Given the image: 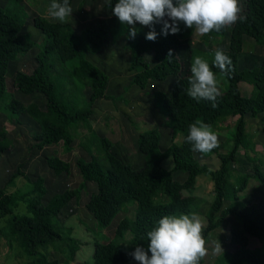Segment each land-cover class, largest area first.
I'll use <instances>...</instances> for the list:
<instances>
[{
    "label": "trees",
    "instance_id": "16d2710c",
    "mask_svg": "<svg viewBox=\"0 0 264 264\" xmlns=\"http://www.w3.org/2000/svg\"><path fill=\"white\" fill-rule=\"evenodd\" d=\"M116 2L117 0H107L112 17L115 16L112 15L109 4L114 7ZM21 3L22 0H10L8 7L0 8V101L9 98L4 106L0 102V112L29 116L39 128V133L34 136L37 145L63 138V150L70 152L74 139L78 136L77 121L89 117L94 104L105 96L108 76L84 59H79L76 66L69 69H66V64L78 58L79 51L92 56L99 54L105 42L121 32L110 28L107 20L101 18L96 26L86 27L79 35L73 37L71 25L35 16L32 19L33 26L45 36V41L34 58L35 66L31 73L18 71L15 76L24 95L40 94L44 98V104L42 107L37 103L25 106L8 92L6 86L9 65L35 47L31 38L22 33L25 21ZM69 4L71 6L72 0H69ZM240 16L243 19H238L229 31L228 49L224 53L232 61V71L229 76L224 77L227 88L217 98L216 108H213L209 101L197 102L186 94L191 73L181 76V63L173 57L169 62L167 58L169 50L173 47L188 44L195 26L190 29L180 24L178 34L165 36L161 34L162 24H155L154 31L161 34V38L155 41L146 40L143 28H137V35L129 42L132 58L129 69L137 71L131 84L145 90L150 82H164L168 77L174 78L170 92L155 91L152 94L156 108L167 118L166 126L171 132L172 144L163 153L149 158L142 166L133 168L111 152L112 143L108 139L99 137L95 132L89 133V143L98 146L107 167L103 169L99 161L92 156L89 161L77 159L76 171L82 179L79 190L85 189L87 183H94L96 186V192L90 195L85 208L93 217L97 229L103 231L120 212H126L128 206H136L133 217L125 216L118 222L113 240L104 244L95 243L91 264L133 262L134 259L129 253L137 246H147L146 233L152 230L159 219L164 216L192 214L199 205L195 197L177 195L173 199V174L177 172L186 173L192 178L206 175L213 183L214 198L205 215L207 226L202 234L205 241L211 232L227 219L236 223L230 227L229 245L232 250L220 254L214 264H264L262 249L249 247L250 238L264 246V195L250 204L241 201V193L246 190L250 180L256 181L264 191V166L257 158L249 157V152L255 151L245 129L247 115L254 119L260 118L264 137V59L259 66L248 71L240 70L238 66L245 38L264 46V0H245L244 12ZM226 33V27L220 32L213 30L202 35L201 40L204 44L212 40L219 41ZM149 51L155 60L153 65L144 57ZM192 51L190 50V57L193 58ZM196 53L206 59L214 74H220V70L213 63L214 55L198 51ZM56 63L63 66L60 67L63 73L57 72ZM244 82L253 88L249 97L244 96L240 90V84ZM82 88L90 89L87 105L80 109L79 114L68 115L61 106L62 98L73 99L75 91ZM82 98L83 96L80 100ZM229 117H236L232 150L222 154L215 148L211 152L201 153L205 156L214 155L219 160L218 168L211 170L200 164L196 156L200 152L192 151L191 145L185 143L189 125L199 120L210 125L211 129H216ZM145 135L151 136L154 142H159L160 134L156 129L147 131ZM178 136H181V141L175 143ZM11 148L12 144L6 132L1 130L0 160ZM239 150H244L252 161L251 174L234 176L228 167L235 162ZM169 158L172 167L168 170L163 166V162ZM44 162L55 176L68 171L67 166L56 156L45 157ZM15 174V177L23 176L31 183L29 194L33 198L16 197L7 192L6 186L0 187V218L10 216L2 233L10 241H17L22 252L32 259L27 264H59L57 260H50L41 250L62 242L53 220L63 212L68 200L57 195L47 198V188L42 176L31 180L20 171ZM178 191L180 192V189ZM21 201L25 203L27 214L17 216L13 210ZM128 233L131 235L129 246L123 247L121 243L126 242ZM70 242L73 246L70 247L69 255L61 251L66 254L68 262L75 260V253L78 251L77 243L72 240ZM200 264H205L204 258Z\"/></svg>",
    "mask_w": 264,
    "mask_h": 264
},
{
    "label": "rangeland",
    "instance_id": "374dc122",
    "mask_svg": "<svg viewBox=\"0 0 264 264\" xmlns=\"http://www.w3.org/2000/svg\"><path fill=\"white\" fill-rule=\"evenodd\" d=\"M244 1L245 0H238L241 9L239 15L244 12ZM51 2L52 0H22V3L20 4V6L23 7V17L25 21L22 31L31 38L35 47L29 53L19 57L18 60L10 64L11 66L9 65L6 75V86L8 92L25 105L26 100L23 97L26 95L21 92L20 82L16 79L15 74L17 71L31 73L34 68L35 63L33 57L43 47L45 36L33 26L32 19L35 16H43L44 13L47 15L48 7ZM9 3L10 0H0V8L8 7ZM108 13H110V11L108 10V3L106 0H98L96 3L77 0L71 16L66 18V20H69L74 29L73 37H76L81 30L91 26L94 22H97L98 18L101 19V17H104L105 19ZM110 20L112 19L110 18ZM49 21L54 22L55 20L50 19ZM135 27L136 29L142 27L145 34L150 30L149 27H143L139 24H136ZM230 27L231 26H227V30L230 31ZM116 31H120L121 33L116 35L115 38H117L118 41H115V43L117 42L115 45L116 47L119 46L118 48L120 51L125 53L122 54L121 63L118 64V66L112 63L113 59L110 57V51L108 49H105L103 52V58H106L104 62L99 61L98 58L91 59V57L87 56L88 54H83L79 51L78 58L74 61L68 62L66 64L67 66L65 65L66 69H69L71 66H76L79 59H84L86 62L89 61L95 64L101 63V67L109 71L113 84V87L111 88L113 89L111 90L112 96L103 99L101 106H97V108L91 111V120L81 119L77 121L78 136L74 139L73 153L67 154L68 152L62 150L63 138H59L43 145H37L34 135L39 132V129L37 124L29 116H12L4 113L5 116L4 114H0V131L3 130L6 132V135L12 144L11 150L4 153L0 160V187L6 186L7 192L13 193L16 197L24 196L28 199L33 198V196L29 194V191L32 189L31 183L26 181L23 176H14L17 171H20V173L24 174L31 180H34L38 176H42L47 188V198L57 195L64 196L68 200L66 208L55 220H53L54 223H56V230L62 237V242L56 246H50L53 250L56 249L54 251H57L58 256L53 255L51 257L52 259H49L57 260L59 264L70 263L66 258V254L69 255L71 251L70 247L73 246L70 240L73 242L75 241L78 245V251L75 253L74 257L76 261L81 264H91L93 262L95 243L99 242L104 244L113 240L118 222L125 216L129 218L133 217L136 210L135 205H133L134 208L133 206H128L126 212H120L108 228L101 232L97 229L93 217L85 208L90 195L94 193L96 188L93 184H89L85 189L79 190L80 180L77 178L78 174L76 171L73 172L74 166L68 165L67 163L71 162V164H73L78 158L89 161L90 158L94 156L103 169L107 167L106 160L101 150L98 149L97 145L90 144L88 141L90 131L96 129L101 137L107 136V138L115 145L113 152L118 157L124 159V163H131L133 168L142 166L149 158L152 159L153 156L158 155L162 148H166V144L169 146L172 144L171 132L166 126L167 118L154 106L152 94L156 90H163L165 92L169 91V81H173V77H168L164 82L166 84L162 85L159 82H150L145 90H140V88L134 87L131 84V81L135 74H137V71L129 69L132 63L131 55L128 56L130 51L129 42L132 39L129 37L130 28L129 26L121 24ZM200 36L202 35L198 34L197 31H194L193 35L188 39V44L180 45L175 49H171L172 57L181 63V76L189 75L191 73L190 67L192 60H194L195 57L202 58L199 53H196V51H200L195 48V43L200 39ZM227 38L225 37V39ZM108 45L109 44H106V47ZM218 47L209 46L205 51H211L210 53L214 55L215 50ZM190 50H193V58L190 57ZM111 55L115 56L113 52H111ZM128 57H130V59ZM144 57L150 64L155 62L151 51L145 53ZM202 59L206 61V59ZM263 59L264 46L258 45L253 40L247 38L244 45V54H242L239 59V69L244 71L251 70L252 68L259 66ZM93 66L99 68L97 65ZM60 67L62 68L63 66L56 63L55 68L57 72L63 73ZM216 75L219 78V74ZM219 87L221 92L226 90L227 83L224 78L220 80ZM87 89L82 88L76 90L73 99L63 97L64 102L61 103V106L68 115L79 114L80 109L82 110L85 108L89 98V95H86L89 93ZM240 90L244 96L249 97L253 88L248 83L244 82L240 84ZM81 96H83V98L80 100ZM42 98L43 97L39 94L37 102H39L40 106L43 104ZM8 100V97L3 98L0 101L2 102L1 105L4 106ZM144 107H146V109H144ZM235 121L236 117H229L219 128L211 129L218 136L219 153L226 154L232 150V135L234 133ZM245 121V129L254 144L255 151L253 153L249 152V157L257 158L264 166V137L261 131L260 118L254 119L247 115ZM153 129H156L160 134L158 143L154 142L151 136L145 135L148 130ZM139 133L140 135L139 138H137L136 143L135 139ZM91 139L93 140V136ZM180 141L181 136H178L174 142L179 143ZM54 154H61L62 158L67 163V165H64L69 167L68 171L66 170L62 173V177H60L61 184L58 182L56 183L57 190L54 186V177L58 176H55L44 162L45 157ZM196 156L199 159L200 164L205 165L211 170L217 169L220 164L219 160L214 155L205 156L198 153ZM167 162L169 165L166 164ZM171 163L170 158L163 162L166 169L170 168ZM70 167L73 168L71 174L69 173ZM228 167L231 169L234 176L238 174H251L253 163L246 156L244 150H239L236 154L235 162L229 164ZM178 175L183 176L184 179L178 177L174 178V180H176L173 199H175L177 195L192 196L199 199V207L197 206V210H193H196V213L192 211V214H196L201 218L204 224V232L207 226L205 216L207 208L214 198L212 183L208 176L205 177L206 175L195 176L192 178V176L190 177V175L186 173L177 172L173 176L175 177ZM178 189H180V192ZM263 195L264 191L260 185L256 181L250 180L246 190L241 193V201L245 204H250L256 202L263 197ZM47 198H45V201ZM226 206L227 203H225L224 207ZM13 212L17 216L27 214L25 203L23 201L18 202V205L14 208ZM9 218L10 216L0 218V235L3 238L5 236L2 232L6 229ZM235 224L236 223L232 219H227L219 228L212 231L207 237L205 247L208 254L204 257L205 264H214L216 262V257L220 255L214 254L216 241L220 244L222 252L232 250V247L229 245L230 227ZM130 238L131 235L128 233L125 238L126 242L121 243V245L123 247H128ZM15 243L16 244L11 246L12 248L10 249V252H12V255L14 256V260L17 259L19 263L26 261L24 264H27V261L32 259L22 252L17 242ZM249 247L252 249L260 248L264 253L263 244L253 238H250ZM1 248H5V246H1L0 243V249ZM47 249L48 248L42 249L41 251L48 256ZM50 251H52V249H50ZM61 251L66 252V254L61 253ZM0 257L3 256L0 255ZM126 264H138V262L134 260L133 262Z\"/></svg>",
    "mask_w": 264,
    "mask_h": 264
},
{
    "label": "clouds",
    "instance_id": "9594fccd",
    "mask_svg": "<svg viewBox=\"0 0 264 264\" xmlns=\"http://www.w3.org/2000/svg\"><path fill=\"white\" fill-rule=\"evenodd\" d=\"M109 7L122 25L129 26L130 38L137 35L136 24L152 29L145 36L148 41L156 39L155 24H162L161 34L165 36L178 34L180 24L190 29L195 26L198 34L206 35L213 30L220 32L243 19L239 15L238 0H117L114 7L111 4ZM72 12L69 0H52L47 15L63 22ZM167 58L171 62V50ZM213 63L220 70L219 78L205 60L194 58L186 94L197 102L209 101L216 108L217 98L221 95L220 80L230 75L232 61L222 49L217 48ZM185 143L191 145L192 151L200 153L219 147L217 134L210 125L199 120L189 125ZM203 229L204 224L196 214L164 216L146 233L147 246H137L129 255L138 264H200L208 254ZM214 254H222L218 241L215 242Z\"/></svg>",
    "mask_w": 264,
    "mask_h": 264
},
{
    "label": "crops",
    "instance_id": "0c3cea01",
    "mask_svg": "<svg viewBox=\"0 0 264 264\" xmlns=\"http://www.w3.org/2000/svg\"><path fill=\"white\" fill-rule=\"evenodd\" d=\"M77 0H73L72 1V4H71V7H72V10L74 9V6H75V2H76ZM85 1H87V0H85ZM98 0H96V1H91L92 3H96ZM107 1V0H106ZM74 2V3H73ZM90 2V1H89ZM41 17H44V18H46L47 20H50V19H52V18H50L48 15H46L45 13L43 14V16H41ZM101 18H104V17H101ZM110 18L112 19V20H110ZM99 19L100 18H98V20H97V22L99 21ZM106 20H107V22H108V25H109V27L110 28H115V29H118L120 26H121V23L117 20V18L116 17H112L111 15H110V13H108V15L106 16V18H105ZM54 22H59V23H64V24H69V25H71L70 24V22H69V20H65V21H63V22H61V21H58V20H55ZM97 22H94V24H92L90 27H94V26H96V24H97ZM115 23H116V25H115ZM117 26H118V28H117ZM233 25H231V27H232ZM72 27V26H71ZM230 27V28H231ZM73 28V27H72ZM150 29V28H149ZM74 30V29H73ZM150 30H152V29H150ZM149 30V31H150ZM194 31H196V29L194 30ZM156 32V31H155ZM226 35L221 39V40H219V41H209L208 43H206V44H204L203 42H202V40H201V36L199 37L200 39L199 40H197V42L195 43V48L197 49V50H199L200 52H203V53H210L211 51H205V49L207 48V47H209V46H221V47H218L219 49H222L223 51H226L227 49H228V42H229V30H227V26H226ZM22 33L23 34H25L23 31H22ZM80 33V32H79ZM143 33H144V35H146L145 34V32H144V29H143ZM157 33V32H156ZM194 33V32H193ZM79 35V34H78ZM193 35V34H192ZM225 37L227 38V39H225ZM161 38V34H159V33H157V36H156V39H160ZM225 39V40H224ZM224 40V41H223ZM115 41H118V39L117 38H115V37H110L106 42H105V44H104V47L102 48V50H101V52L99 53V54H97V55H95L94 57L92 56V55H87V56H89V57H91V59L92 58H95V59H99V61H102V62H104V60H106V58L104 59L103 58V56H104V51H105V49H108L109 51H110V57L113 59V62L112 63H114V65H117L118 66V64H120L121 63V57H122V54H125V53H123L122 51H120V49L118 48V47H116V43H115ZM247 41V38H245V40H244V45H245V42ZM106 44H109L107 47H106ZM206 46V47H205ZM178 47V46H177ZM177 47H173L172 49H175V48H177ZM34 49V48H33ZM111 52H113V54L115 55V56H112L111 55ZM213 52V51H212ZM29 53V52H28ZM38 53V52H37ZM36 53V54H37ZM126 53H128V52H126ZM36 54L34 55V57H33V60H34V58H35V56H36ZM129 55L128 56H130L131 55V53H130V51H129V53H128ZM242 54H244V46H243V50H242V52L240 53V55H239V58H238V65H239V59L241 58V55ZM23 55H25V54H23ZM23 55H20L19 57H21V56H23ZM18 57V58H19ZM18 58H17V60H18ZM100 58H102V59H100ZM129 59H130V57H128ZM132 59V58H131ZM89 62V61H88ZM91 65L93 64V65H97L98 67H99V69H101L102 71H104L105 72V74L108 76V84H107V88H106V91H105V96L103 97V98H101L100 100H98L95 104H94V106H93V108H92V111L95 109V108H97V106H101V102H102V100L103 99H106L108 96H112L111 95V90H113V89H111L112 87H113V84H112V77L109 75V71L108 70H106V69H103L102 67H101V63H99V64H95V63H92V62H89ZM155 63V62H154ZM153 63V64H154ZM152 63H151V65H153ZM108 66V65H107ZM18 72V71H17ZM173 81H174V78H173ZM173 81H169L170 82V89H169V91H167V92H170V90H171V87H172V84H173ZM165 82V81H164ZM164 82H159L161 85L162 84H166V83H164ZM134 87H136V88H138L137 86H135V85H133ZM87 89V88H86ZM88 90V94H86V95H89L90 94V89L88 88L87 89ZM141 90V89H140ZM156 91H163V90H156ZM163 92H165V91H163ZM11 94V93H10ZM20 95V94H19ZM118 95V94H117ZM21 96V95H20ZM38 96H39V94H37V93H35V94H32V95H29V96H25V97H23L25 100H26V105L25 106H28L29 104H31V103H37L38 105H40L39 104V102H37V100H38ZM19 99V98H18ZM63 99V98H62ZM42 100H43V104H44V98H42ZM152 100H153V102H154V106H155V101H154V99H153V97H152ZM63 102H64V100H63ZM143 103V102H142ZM41 104H42V102H41ZM43 104H42V106H43ZM145 104V103H144ZM41 106V107H42ZM150 106V105H149ZM156 107V106H155ZM144 109H146V107H144ZM157 109V108H156ZM158 110V109H157ZM1 115H3L4 113L2 112V113H0ZM5 115V114H4ZM6 116V115H5ZM12 116H14V115H12ZM166 117V116H165ZM91 118L92 117H90V115H89V117H87V118H85V119H87V120H91ZM221 125V124H220ZM220 125H219V127H220ZM38 126V125H37ZM39 129V128H38ZM168 129V128H167ZM96 130V129H95ZM91 130L90 131V133L91 132H97V134L96 135H98L99 137H101V135H99L98 134V131L96 130ZM149 131V130H148ZM39 133V132H38ZM37 133V134H38ZM37 134H35V135H37ZM34 135V136H35ZM139 135H140V133L136 136V139H135V142L137 143V138H139ZM103 138H106V139H108L107 138V136L106 137H104V136H102ZM35 139V138H34ZM111 143H112V141L110 140V139H108ZM63 146V145H62ZM166 148H162V150H160V152L159 153H163L168 147H169V145L168 144H166V146H165ZM63 148V147H62ZM73 145H72V150L70 151V152H68L67 154H69V153H73ZM113 149H115V145L112 143V148H111V152L114 154V155H116L114 152H113ZM63 150V149H62ZM52 156H56L57 158H59L60 160H61V162H63L64 164H66L67 165V163H68V165H72V166H74V171H73V168H71L70 167V171H69V173L71 174V170L73 171V172H75L76 171V161H77V159L74 161V163L73 164H71V162H67L66 163V161L62 158V155L61 154H59V155H56V154H54V155H52ZM74 156V155H73ZM117 156V155H116ZM118 157V156H117ZM118 158H120V157H118ZM79 159V158H78ZM123 162L125 161L124 159H122V158H120ZM126 159V158H125ZM172 162V161H171ZM127 164H130L131 166H132V164L131 163H129V162H127ZM166 164H168V162L166 163ZM169 165V164H168ZM163 166H164V164H163ZM133 167V166H132ZM171 167H172V163H171V166H170V168H168V170L169 169H171ZM69 167H67V169H68ZM77 172V171H76ZM78 174V173H77ZM174 175V174H173ZM185 176V175H184ZM60 177H62V174L60 175V176H58V177H54V186L56 187V190H57V182L58 183H60L61 184V182H60ZM182 178V179H184V177L183 176H180V175H178V176H175L174 178ZM205 177H207V176H205ZM77 178L80 180V184L82 183V179H81V177L79 176V175H77ZM197 179H199V178H197ZM176 180V179H175ZM211 181V180H210ZM197 183V182H196ZM212 183V182H211ZM89 184H93V186H95V184L94 183H87L86 184V186H85V188L87 187V185H89ZM212 186H213V183H212ZM95 188H96V186H95ZM96 192V189H95V191H94V193ZM213 196H214V194H213ZM197 200H199L198 198H196ZM203 202V201H202ZM210 205V204H209ZM130 208H132V207H130ZM133 208H134V206H133ZM208 208H209V206H208ZM208 208H207V211H208ZM194 213H196V212H194ZM207 213V212H206ZM2 232V231H1ZM15 242H17V241H15V240H13V241H10L9 239H7V238H3L1 235H0V243H1V246H5V248H1L0 249V255H2L3 257H0V263L1 264H24V262H26V261H23V262H21V263H19L18 261H17V259H15L14 260V256L12 255V252H10V249L12 248L11 246H13L14 244H16ZM18 243V242H17ZM50 249H52V251H50ZM48 258H51L53 255H57L58 256V253H57V251H54V250H56V249H54L53 250V248L52 247H48ZM225 252H227V251H225ZM62 253V252H61ZM223 253V252H222ZM218 257V256H217ZM217 257H216V259H217ZM52 259V258H51ZM215 259V260H216ZM28 262V261H27ZM69 264H81L80 262H78V261H76V259L74 260V261H72V262H70Z\"/></svg>",
    "mask_w": 264,
    "mask_h": 264
}]
</instances>
